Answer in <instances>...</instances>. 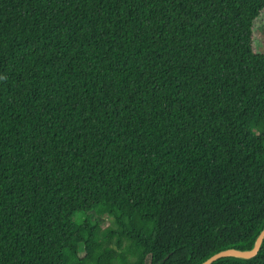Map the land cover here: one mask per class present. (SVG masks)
Listing matches in <instances>:
<instances>
[{
    "label": "trees",
    "instance_id": "obj_1",
    "mask_svg": "<svg viewBox=\"0 0 264 264\" xmlns=\"http://www.w3.org/2000/svg\"><path fill=\"white\" fill-rule=\"evenodd\" d=\"M263 14L264 0H0V264L252 250ZM213 264H264V242Z\"/></svg>",
    "mask_w": 264,
    "mask_h": 264
},
{
    "label": "water",
    "instance_id": "obj_2",
    "mask_svg": "<svg viewBox=\"0 0 264 264\" xmlns=\"http://www.w3.org/2000/svg\"><path fill=\"white\" fill-rule=\"evenodd\" d=\"M263 242H264V230L258 236L255 246L252 250L241 251L237 249H230V250L222 251L214 255L207 261H205L203 264H213L220 259L228 258V257H234V258H240V259H246V260L253 259L259 254L261 247L263 245Z\"/></svg>",
    "mask_w": 264,
    "mask_h": 264
},
{
    "label": "rangeland",
    "instance_id": "obj_3",
    "mask_svg": "<svg viewBox=\"0 0 264 264\" xmlns=\"http://www.w3.org/2000/svg\"><path fill=\"white\" fill-rule=\"evenodd\" d=\"M262 40H264V14L259 20V23L257 24L256 27V42L257 45H261Z\"/></svg>",
    "mask_w": 264,
    "mask_h": 264
}]
</instances>
